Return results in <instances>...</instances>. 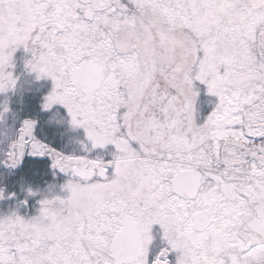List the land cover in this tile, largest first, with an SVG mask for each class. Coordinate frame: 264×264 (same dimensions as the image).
I'll return each instance as SVG.
<instances>
[{
    "label": "snow or ice",
    "instance_id": "6c2138e0",
    "mask_svg": "<svg viewBox=\"0 0 264 264\" xmlns=\"http://www.w3.org/2000/svg\"><path fill=\"white\" fill-rule=\"evenodd\" d=\"M0 264H264V0H0Z\"/></svg>",
    "mask_w": 264,
    "mask_h": 264
}]
</instances>
